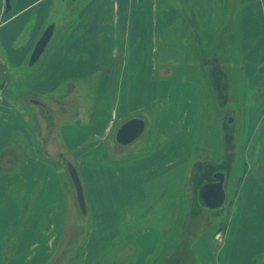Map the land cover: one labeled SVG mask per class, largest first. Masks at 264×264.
Instances as JSON below:
<instances>
[{"label": "crops", "instance_id": "obj_1", "mask_svg": "<svg viewBox=\"0 0 264 264\" xmlns=\"http://www.w3.org/2000/svg\"><path fill=\"white\" fill-rule=\"evenodd\" d=\"M208 60L232 89L239 75L254 86L264 0H2L0 264H66L65 253L81 264L168 263L180 198L210 171L225 173L231 201L220 263L264 264V110L247 112L244 163L212 170L228 151L191 156L207 87L190 70L208 76ZM132 118L145 129L121 144ZM200 182L198 192L210 181Z\"/></svg>", "mask_w": 264, "mask_h": 264}, {"label": "rangeland", "instance_id": "obj_2", "mask_svg": "<svg viewBox=\"0 0 264 264\" xmlns=\"http://www.w3.org/2000/svg\"><path fill=\"white\" fill-rule=\"evenodd\" d=\"M2 0H0V7ZM207 66L210 69L208 76L201 75L197 70H190V80L202 82L207 87L203 93V103L200 101L201 133L199 146L193 150L194 153L203 157L211 156L212 159H219L227 151L229 156L224 157L222 165H212L210 169L227 168L233 163H244L241 153L245 147L246 137V117L251 111L253 117L261 116L264 110V61H258L256 72L260 70V75L254 78V86H247L246 76L239 75L238 85H232L229 81L218 79V75L213 74L211 69L215 60H208ZM262 67V68H261ZM189 78V77H188ZM253 88V89H251ZM227 149V150H226ZM238 154V157L236 156ZM239 156H241L239 158ZM239 159V160H238ZM212 172L204 175L199 174L195 179H191L188 189L185 190L183 206L179 208L178 218L175 221L176 230L166 240L168 248V263L151 264H222L219 261V251L221 246V235H217L220 228H223L228 216L230 202H225L217 209H206L198 200L199 180L204 182V178L210 180ZM205 176V177H204ZM198 180V178H200ZM200 182V183H201ZM83 220L79 219L80 224ZM64 254L63 263L81 264V254L76 258H70ZM72 262H69L70 259ZM69 259V260H68ZM68 262V263H67Z\"/></svg>", "mask_w": 264, "mask_h": 264}, {"label": "water", "instance_id": "obj_3", "mask_svg": "<svg viewBox=\"0 0 264 264\" xmlns=\"http://www.w3.org/2000/svg\"><path fill=\"white\" fill-rule=\"evenodd\" d=\"M55 30L54 23L50 24L39 37L36 42L35 48L31 54L29 64H35L45 51L48 43L50 42ZM3 87H0V96L2 97ZM145 129V121L142 118H132L121 125L118 129L116 138L121 144H128L137 139ZM68 170L72 181L77 190V198L83 213L86 214L87 206L84 195V190L78 170L72 162L67 163ZM216 181L204 183L198 192V200L204 207L210 209H217L221 207L226 200L225 189V173L218 171L215 173Z\"/></svg>", "mask_w": 264, "mask_h": 264}, {"label": "flooded vegetation", "instance_id": "obj_4", "mask_svg": "<svg viewBox=\"0 0 264 264\" xmlns=\"http://www.w3.org/2000/svg\"><path fill=\"white\" fill-rule=\"evenodd\" d=\"M216 173V172H215ZM215 173H213V175H212V178L209 180V181H216L217 180V178H215Z\"/></svg>", "mask_w": 264, "mask_h": 264}, {"label": "trees", "instance_id": "obj_5", "mask_svg": "<svg viewBox=\"0 0 264 264\" xmlns=\"http://www.w3.org/2000/svg\"><path fill=\"white\" fill-rule=\"evenodd\" d=\"M262 68V67H261Z\"/></svg>", "mask_w": 264, "mask_h": 264}]
</instances>
